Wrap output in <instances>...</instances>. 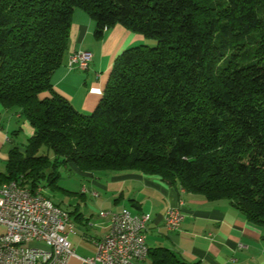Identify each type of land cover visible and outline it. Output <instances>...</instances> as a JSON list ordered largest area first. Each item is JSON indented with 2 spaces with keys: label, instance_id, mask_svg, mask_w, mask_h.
Returning <instances> with one entry per match:
<instances>
[{
  "label": "trees",
  "instance_id": "trees-1",
  "mask_svg": "<svg viewBox=\"0 0 264 264\" xmlns=\"http://www.w3.org/2000/svg\"><path fill=\"white\" fill-rule=\"evenodd\" d=\"M75 8L97 40L119 24L154 41L115 57L90 113L50 84ZM0 105L33 129L0 183L54 188L68 164L135 170L227 201L264 239V0H0ZM147 254L187 264L166 248Z\"/></svg>",
  "mask_w": 264,
  "mask_h": 264
},
{
  "label": "crops",
  "instance_id": "crops-1",
  "mask_svg": "<svg viewBox=\"0 0 264 264\" xmlns=\"http://www.w3.org/2000/svg\"><path fill=\"white\" fill-rule=\"evenodd\" d=\"M94 28V20L83 10H73L68 49L50 75L52 89L80 113H90L97 105L115 57L144 38L116 24L97 40ZM76 50L91 53L85 70L67 68V59ZM25 122L18 113L0 105V173L4 171L8 151L18 146L14 136L23 130L32 132ZM69 168L84 180L80 193L69 200L68 208L55 204L68 212L75 226L69 235L73 255L67 264H87L83 259L93 254V241L110 230L109 213L122 208H127L132 215H149L145 231L148 250L169 249L187 264H264L262 231L248 223L225 200L207 201L200 195L182 192L177 184L135 170L91 173L73 164ZM180 199L183 219L177 230L168 231L163 214ZM101 212L105 214L101 216ZM137 264H151L150 256L147 254Z\"/></svg>",
  "mask_w": 264,
  "mask_h": 264
},
{
  "label": "built area",
  "instance_id": "built-area-1",
  "mask_svg": "<svg viewBox=\"0 0 264 264\" xmlns=\"http://www.w3.org/2000/svg\"><path fill=\"white\" fill-rule=\"evenodd\" d=\"M90 60L89 51L76 50L69 55L66 65L68 69L85 70ZM182 204L180 199L165 210L163 222L168 231L178 229L183 219ZM109 214V232L93 241V254L83 261L87 264L142 261L148 252L145 231L149 215H132L124 209ZM0 227V264H43V260L67 264L73 255L69 235L74 231L64 222L63 210L48 207L39 200L13 196V189H0Z\"/></svg>",
  "mask_w": 264,
  "mask_h": 264
},
{
  "label": "rangeland",
  "instance_id": "rangeland-1",
  "mask_svg": "<svg viewBox=\"0 0 264 264\" xmlns=\"http://www.w3.org/2000/svg\"><path fill=\"white\" fill-rule=\"evenodd\" d=\"M138 44L154 46V41L142 38L140 41H136L134 44L132 43V45ZM22 120L24 122V119ZM26 122L28 123V126L31 127L29 122ZM32 133L33 129L31 133H26L24 130L20 131L18 135L14 136L16 144L20 147L24 146L27 138L30 137ZM70 165L71 164H68L67 166H63L58 169V179L56 181L57 187L42 189V194L62 209L68 208L67 204L69 200L80 193L79 188L84 180L80 174L73 171V168H69ZM1 229L2 228L0 227V230Z\"/></svg>",
  "mask_w": 264,
  "mask_h": 264
},
{
  "label": "bare ground",
  "instance_id": "bare-ground-1",
  "mask_svg": "<svg viewBox=\"0 0 264 264\" xmlns=\"http://www.w3.org/2000/svg\"><path fill=\"white\" fill-rule=\"evenodd\" d=\"M0 189H13V196L26 197L27 199L39 200V201H42V203H44L48 207L62 210L59 207H57L54 203H52L51 200L46 198L42 194V190L36 189L35 191H32L27 186L21 184L20 181L16 182L15 180H12L9 182L0 183ZM181 191L183 192V189ZM122 209H124V211H126L128 214H131L127 208H122ZM63 218H64V222L68 223V226H72V231H74V228H75L74 223L72 222L67 211L63 210ZM43 264H50V260H43Z\"/></svg>",
  "mask_w": 264,
  "mask_h": 264
}]
</instances>
